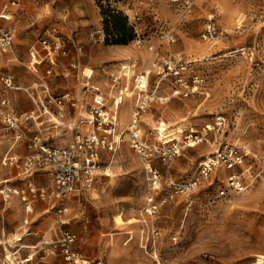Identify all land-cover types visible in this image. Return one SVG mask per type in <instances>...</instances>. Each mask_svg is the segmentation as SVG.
<instances>
[{"label": "rangeland", "instance_id": "1", "mask_svg": "<svg viewBox=\"0 0 264 264\" xmlns=\"http://www.w3.org/2000/svg\"><path fill=\"white\" fill-rule=\"evenodd\" d=\"M7 1L0 0V11ZM19 3L4 11L7 17L11 15L10 19H0V25L13 34L16 24L24 25L14 35L11 48L1 55L14 68H8L4 62L0 63L3 69L21 76L22 81L36 78L27 68L29 49H39L38 38L50 29L66 40L79 41L83 54L92 50L102 56L107 52L106 58L101 57L106 73L104 76L94 73L98 78L96 85L105 88L110 83L108 76L129 71L130 79L121 76L119 81L120 88L127 86L126 95L115 96L113 100L118 103L119 130L125 128L135 101L133 76L144 75L146 80L138 81L137 85L142 89L146 86L150 100L139 115L142 138L149 146L178 145L177 154L168 166L157 158L151 162L160 169L163 178L185 180L197 174L198 163L216 146L232 145L247 154L233 169L212 170L207 178L199 179L195 189L172 194L156 211L149 212L147 197L152 195L155 201L164 188L159 191L150 187L145 157L124 141L110 156L106 173L101 172L90 189L53 199L51 177L33 172L29 176L32 184L24 191L28 195L27 204L19 195H10L3 201L0 194V229L5 226L11 230L8 235L15 234L23 220L28 219L30 233L23 238L28 246L48 243L59 230H69L75 234L72 248L81 254L84 264H264L261 0H19ZM109 8L126 16L135 35L125 44L91 45L88 33L92 28H103L102 11ZM210 15L216 27L212 38L203 36ZM16 36L30 39L23 51L15 45ZM150 45L158 56L183 57L187 63L183 77L195 86L193 92L185 94L166 74L170 71L167 67L156 74L150 65L154 56L148 49ZM46 65L43 60L38 71ZM121 65L128 67L121 69ZM89 69L84 73L90 74ZM52 86L59 93L68 87L77 93L80 89L78 80L76 84L56 76ZM110 93L108 105L113 99ZM84 97L89 100V95ZM217 115L223 119L216 130ZM231 173L237 175L242 190L228 185L227 176ZM5 174L6 169L0 168V178ZM21 183L24 181L14 179L10 185L20 190ZM38 186L45 188L44 198L40 199L37 193L32 196L28 191ZM61 207L65 210L57 216L55 212ZM152 228L158 231L155 237L150 235ZM26 250L35 249L27 248L20 253ZM36 256L34 264H65L58 246L53 244L44 246ZM258 259L261 261L257 262Z\"/></svg>", "mask_w": 264, "mask_h": 264}, {"label": "built area", "instance_id": "2", "mask_svg": "<svg viewBox=\"0 0 264 264\" xmlns=\"http://www.w3.org/2000/svg\"><path fill=\"white\" fill-rule=\"evenodd\" d=\"M19 0H10L11 5H17ZM262 10L259 14L260 20L264 23V0H261ZM0 19H6L5 13L0 12ZM216 35V27L212 20V15L204 24L203 36L214 37ZM104 33L101 27L92 28L88 33V41L91 45L103 42ZM13 32L0 25V54L6 53L12 45ZM41 49L44 55L48 58H53L55 53L66 55L70 47L80 50V45L74 39L66 40L55 29L47 30L38 38ZM139 42V40H137ZM149 51L153 52L154 56L150 62L151 68L156 71V74H161L164 67L169 68L170 75L176 84H179L184 93H191L195 86L188 84L183 77L187 69V63L180 54H168L158 56L152 46H148ZM41 60L37 59V52H30V57L27 61V68L38 74V64ZM50 63L52 61L50 60ZM77 60L69 63L68 68L61 71L64 77L71 76L72 69H77ZM172 65L171 69L170 66ZM121 65V69H124ZM51 73V69L45 70V74ZM144 73V72H141ZM165 75V74H164ZM121 75H110V83L107 87L109 92L122 96L125 94V88H120ZM142 76V74L140 75ZM144 76V75H143ZM74 78L78 80L80 89L77 92L66 91L55 94L50 89L47 82L38 77V81L27 86H15L12 83V78L1 71L0 82L5 88L20 89L25 93L33 103V110L22 113H5L1 115L0 130L2 132L12 131V135L6 137L9 144L23 138L27 141L29 152L26 155V164L28 170L45 169L49 172L52 187L50 195L53 199H59L65 194L75 193L83 189H90L94 186L101 172L106 173L110 156L113 155L120 143L127 141L129 148L131 147L136 152L142 154L146 160L147 180L150 187L154 190L164 188L162 194L155 201L153 196L147 197V211L154 212L157 207L165 203L168 197L172 194L187 193L195 189L200 178H207L210 172L218 167L225 169H233L236 165L242 163L245 151L238 149L232 145H223L221 148L216 146L197 165V174H192L185 180H176L172 176H162L160 169L151 165L154 158L160 160L161 163L168 166L172 158L177 154L178 145H157L149 146L140 133V111L144 108L147 101L150 100L147 94V89L140 88L137 85L138 75L133 76L135 82L134 97L135 101L130 111V117L123 130H119L116 125L117 108L115 105H108L109 96L106 90L96 83L90 82V76L87 73H74ZM194 82V81H193ZM91 95L90 100H86L84 96ZM112 102L115 97H111ZM83 108L84 116H70V109ZM223 117L217 115L214 120L216 130L221 125ZM30 121L35 130V134L26 137L24 127ZM58 129L67 131L71 134V138L65 145H55L50 143L44 132L47 130ZM126 136V138H124ZM164 144V143H163ZM13 156H3V165L11 162ZM164 183V187H161ZM227 183L236 191L243 189V186L237 175L231 173L227 176ZM33 196L37 193L39 198L46 196V190L43 187L36 189L30 188ZM221 193V192H220ZM61 207L56 210V213L64 211ZM150 235L155 237L158 231L155 228L150 230ZM50 239V242L42 243L40 246L35 245V252L40 253L44 246L53 244L58 246L60 254L63 256L66 264H79L80 255L72 248V243L75 240V234L69 230H59ZM20 237L12 241L11 244L0 241V264H31L33 254L21 256L19 251L21 244L18 243Z\"/></svg>", "mask_w": 264, "mask_h": 264}, {"label": "crops", "instance_id": "3", "mask_svg": "<svg viewBox=\"0 0 264 264\" xmlns=\"http://www.w3.org/2000/svg\"><path fill=\"white\" fill-rule=\"evenodd\" d=\"M9 2H10V0L7 1V4H5L3 6V8L1 9L0 12H4V11L8 12L10 7L18 6L20 4L19 1H18L19 4H17V5H11ZM6 12H4V13H6ZM8 15L10 17H7L5 15L6 19H4V20H8L11 18V15L10 14H8ZM22 25L23 24H16L15 25V29H14L15 34L17 33V31L20 30V28H22ZM15 34H13V37ZM15 39H16L15 45H17V47L19 48L20 51H23L25 48H27L28 43L30 41L29 37H26V36L23 38H19L18 36H16ZM75 41L77 44H79V41H77L76 39H75ZM101 43H103V42H100L98 44H101ZM79 45H80V50H76V49L70 47L69 52L66 55H64V54L60 55V53H55L53 56L54 59H52V58L50 59L47 56H45L44 51L41 49V47H39V49L34 48V47H33V50L29 49V57H30V52L32 53V52L36 51L37 52V59L41 60V62L43 60H45L47 62V65L43 70L38 71L41 73H39V75L37 74L36 78H34L33 80L28 81V82L22 81L21 76L14 75L10 71L3 69V67L1 66V64L5 62L3 60V58L1 57V55H3V54H0V63H1L0 69L2 72L8 74L12 78V83L15 86H21V87L27 86L31 83L37 82L38 77H42L47 82V84L49 85L52 92H54L55 94L60 95L61 93L66 92V91L76 92L75 90L70 89L69 87L67 90L60 91V93L58 91L54 90V88L52 86L53 78L56 76V77H60V79H62L64 81H71V82H75L77 84V80L74 78V73H76V72L77 73L78 72L84 73V70H86V68L89 67L90 68L89 69V71H90L89 76L91 77L90 82L95 84L98 82V78H97V76H94V73L99 72L100 75H103L106 73V69L102 65L103 62L101 60V57L106 58L108 56L107 52H105L101 56V55L96 54V52H94L92 50L89 51L88 53L83 54L82 45L81 44H79ZM71 50H74V51H72L74 53V55L71 54ZM29 57H28V59H29ZM80 57H81V64L79 62ZM50 60L52 61V63H50ZM73 60H77V62L79 64H78L77 69H75V70L72 69V74H70L71 76H68V77H64L62 75L58 76L61 74L62 70L68 68L69 63ZM41 62L38 64V68H39V65L41 64ZM5 65L8 68H14V66L12 64H10V62H8V61L5 62ZM80 67H81V69H80ZM48 68L51 69V73L45 74V70ZM58 71L60 72V74L58 73ZM108 77H110V76H108ZM99 82L102 83L103 78H102V80L100 79ZM107 87H105L104 89L106 90V93L109 96L110 92L108 93ZM90 96L91 95H89V97H88L89 100H90ZM112 96L115 97L116 94L115 93L113 94L111 92L110 97H112ZM85 99H87V98H85ZM29 103L31 104V107H29L30 106ZM33 108H34L33 103L28 98V96L25 93H23L22 90L13 89V88H5L0 82V120H1V115L4 114V112L5 113H12V112L22 113V112H29V111L33 110ZM82 114H84V115L86 114L83 108L70 109V112H69V115L74 116V117L80 116ZM117 114H118V112H117ZM118 115H117V117H118ZM0 125H1V123H0ZM24 130H25L26 137H30L33 134H35L36 129L34 128L33 124L30 121H28V123L24 127ZM12 133H13L12 131H9L6 133V132H2L0 130V168L6 169V174L0 178V186L3 185L2 187H0V194L2 195L3 201H6L10 197V195H19L20 200L25 201L26 203L25 202L24 203L27 204L29 202V201H27L28 195L24 194V191L27 188V186L29 187V185L32 184L30 182L29 176L33 172H38L41 175L46 173L49 177H50V174L45 169H32V170L27 169L28 165L26 164V159H25L26 155L29 152V149H28L29 147H27V141H26V139L23 138L22 140L16 141L13 144H9L6 137L8 135L9 136L12 135ZM44 137H46L47 140L50 141V143L58 145V144H61V142L63 143L66 140V138L69 137V139H70L71 134L67 131H62V129L59 131H58V129H52V130L50 129V130H47L46 132H44ZM69 139L67 141H65V143L62 145H65L69 141ZM5 155L13 156V160L11 162H7L3 165L2 157ZM12 168H16L20 171H16V172L13 171L14 173H12L10 171ZM14 179H18L20 182L24 181V183H21L22 188L20 187V190L16 187H13L10 185ZM38 187H43V186H38ZM28 191H30V188H28ZM27 207L28 206L25 205V208H24L25 212L29 211V209ZM62 212L63 211H61L60 213L55 212V214L57 216H59L60 214H62ZM27 220L28 219H24L22 225L18 228V231L17 232L15 231L16 232L15 234H12V232L10 233L12 235H8V232L11 230L7 229V227L4 226L3 228H1L0 229V241L11 244L14 239L20 237V239L18 241V243L21 244V249L19 251V254L21 256H27L28 254H33L31 264H34V262H35L34 259L37 257L35 250H32V252H30V250H26V253H24V254L20 253L21 251L25 252L24 250L27 248L33 249L35 247V244L28 246L23 242V238H25V236L30 233V226H29ZM79 255H80V258L78 260V263L84 264L83 263L84 259H82L81 254H79ZM34 256H35V258H34ZM64 263L66 264V262H64Z\"/></svg>", "mask_w": 264, "mask_h": 264}, {"label": "trees", "instance_id": "4", "mask_svg": "<svg viewBox=\"0 0 264 264\" xmlns=\"http://www.w3.org/2000/svg\"><path fill=\"white\" fill-rule=\"evenodd\" d=\"M102 24L106 44H125L134 37V27L128 24L127 18L116 9H105L102 11Z\"/></svg>", "mask_w": 264, "mask_h": 264}, {"label": "bare ground", "instance_id": "5", "mask_svg": "<svg viewBox=\"0 0 264 264\" xmlns=\"http://www.w3.org/2000/svg\"><path fill=\"white\" fill-rule=\"evenodd\" d=\"M239 18H240V17H239ZM239 18L237 19V21H239ZM123 66H124V67H128V66H126V65H123ZM124 74H125V77H126V78L130 79V78H129V71H128V73H127V71H125ZM137 79H138V81H142V82H144V80H146L145 77H144L143 75H142V76L138 75V78H137ZM138 81H137V82H138ZM144 86H145V83H144ZM127 90H128V89H127ZM115 98H117V97H115ZM112 105H115V107L117 108L118 103H117L116 101H114V102H112ZM192 143H193V142H192ZM192 143H191V144H192ZM193 144H194V143H193ZM260 261H261L260 259L257 260V262H260Z\"/></svg>", "mask_w": 264, "mask_h": 264}]
</instances>
